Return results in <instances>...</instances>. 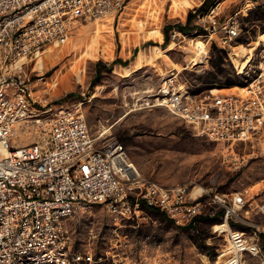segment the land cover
Segmentation results:
<instances>
[{"label":"rangeland","instance_id":"obj_1","mask_svg":"<svg viewBox=\"0 0 264 264\" xmlns=\"http://www.w3.org/2000/svg\"><path fill=\"white\" fill-rule=\"evenodd\" d=\"M205 1L125 0L118 14L76 23L65 45L20 64H26L27 84L35 96L55 109L80 105L100 147L122 145L142 178L167 187L244 195L247 208L254 210L240 214L244 223H237L236 229L257 232L264 248V216L259 210L264 204V150L238 145L231 151L199 135L165 107L151 105L169 82L175 87L187 84L198 99L214 89L215 95L235 94L223 87L245 85V72L257 65L264 41V0H209V11L217 14L216 35L213 28L205 31L196 17L189 34L172 30L164 45L165 27L185 24ZM231 17L236 18L240 35L223 45L217 31ZM250 50L249 62L241 67ZM36 140L34 128L16 126L14 147ZM254 198L257 203L251 205ZM220 213L210 208L195 226L178 228L153 210L144 209L134 220H120L96 207L69 219L65 227L71 255L90 252L95 264H224L231 246L215 231ZM246 264L260 260L247 256Z\"/></svg>","mask_w":264,"mask_h":264},{"label":"built area","instance_id":"obj_2","mask_svg":"<svg viewBox=\"0 0 264 264\" xmlns=\"http://www.w3.org/2000/svg\"><path fill=\"white\" fill-rule=\"evenodd\" d=\"M124 4L125 0H0V264H95L90 252L71 255L65 224L96 207L120 220L155 210L178 228L195 226L216 207L223 217L215 231L231 246L224 264H246L247 256L264 264L257 232L232 227L244 223V195L202 189L194 198L195 189L186 185L167 187L142 178L122 145L100 147L80 105L55 109L27 84L26 64L21 62L65 45L76 23L103 20L118 14ZM216 16L213 9L197 15L205 31L214 29L213 36ZM217 34L223 45L235 41L240 35L236 18H228ZM262 43L257 65L245 72L246 84L223 89L236 90L235 94L215 95L218 90H210L198 99L187 84L175 87L169 82L153 103H147L165 107L199 135L231 151L238 145L264 150ZM17 125L34 128L36 142L14 147ZM259 210L264 216V204Z\"/></svg>","mask_w":264,"mask_h":264},{"label":"trees","instance_id":"obj_3","mask_svg":"<svg viewBox=\"0 0 264 264\" xmlns=\"http://www.w3.org/2000/svg\"><path fill=\"white\" fill-rule=\"evenodd\" d=\"M211 5L212 4L210 3V1L206 0L202 4V6L198 10L195 11L196 13L190 14L188 16L187 21H186L185 24H178L176 26H166L165 29H164V34H165V44L164 45H166L168 43V41H169V32L172 31V30H177L178 32H180L183 35L189 34L193 30L192 24H193V21L196 19L197 15H205L206 13H208ZM221 53H224V52L222 51ZM118 63H121V62H117L116 61L114 64H118ZM211 66L214 68V64L213 63H211ZM102 71H103V68L99 67L98 70H97V75L100 76ZM234 87H242V86H237L235 84H227V87H223V89H230V88H234ZM214 90H218V89H214ZM153 211H155V210H153ZM219 217L221 218L220 219V222H221L222 221V217H223V213L222 212L219 214ZM162 218L165 219V220H168L167 217L165 215H163V214H162ZM201 218H199V220ZM211 219H213V218H211ZM199 220H198V222H199ZM232 227L235 230H238L236 228H240V226H238V224H234V223H232ZM239 231H242V230H239Z\"/></svg>","mask_w":264,"mask_h":264},{"label":"crops","instance_id":"obj_4","mask_svg":"<svg viewBox=\"0 0 264 264\" xmlns=\"http://www.w3.org/2000/svg\"><path fill=\"white\" fill-rule=\"evenodd\" d=\"M198 192H200V191H194L193 192V197L194 198H197L199 195H198ZM255 200H254V202L253 203H251V205H253L254 203H257V200H258V198H254ZM251 207V206H250ZM254 210V208L252 209V210H250V208H247V214L246 215H250L251 214V212Z\"/></svg>","mask_w":264,"mask_h":264},{"label":"bare ground","instance_id":"obj_5","mask_svg":"<svg viewBox=\"0 0 264 264\" xmlns=\"http://www.w3.org/2000/svg\"><path fill=\"white\" fill-rule=\"evenodd\" d=\"M261 40H264V36L261 37ZM252 51H253V50H250L249 53L244 57V58H245L244 61H246V62L243 63V61H242V63H240V64H241V67H245V66L247 65V63H248L249 60H250V55H251ZM245 53H246V52H245ZM237 61H238V60H237ZM243 69H244V68H243Z\"/></svg>","mask_w":264,"mask_h":264}]
</instances>
